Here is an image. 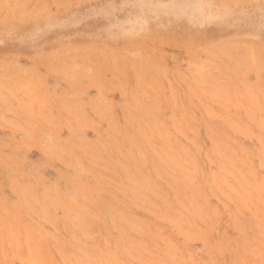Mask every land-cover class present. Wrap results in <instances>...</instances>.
Instances as JSON below:
<instances>
[{"label":"rangeland","instance_id":"374dc122","mask_svg":"<svg viewBox=\"0 0 264 264\" xmlns=\"http://www.w3.org/2000/svg\"><path fill=\"white\" fill-rule=\"evenodd\" d=\"M0 264H264V0H0Z\"/></svg>","mask_w":264,"mask_h":264}]
</instances>
